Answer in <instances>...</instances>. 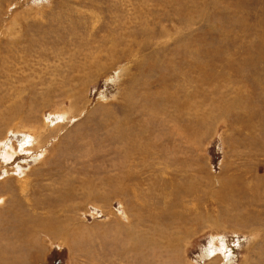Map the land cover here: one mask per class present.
I'll return each mask as SVG.
<instances>
[{"label":"rangeland","instance_id":"1","mask_svg":"<svg viewBox=\"0 0 264 264\" xmlns=\"http://www.w3.org/2000/svg\"><path fill=\"white\" fill-rule=\"evenodd\" d=\"M0 211V264H264V0H0Z\"/></svg>","mask_w":264,"mask_h":264},{"label":"bare ground","instance_id":"2","mask_svg":"<svg viewBox=\"0 0 264 264\" xmlns=\"http://www.w3.org/2000/svg\"><path fill=\"white\" fill-rule=\"evenodd\" d=\"M11 108V107H10ZM9 111V110H8ZM2 116V115H1ZM20 116H18L17 118H19ZM16 118V119H17ZM19 119H21V118H19ZM2 120V119H1ZM22 121V120H21ZM18 125V124H17ZM39 142V141H38ZM41 147V146H40ZM29 149V148H28ZM10 150H11V148H10ZM10 150H8V152H10V153H12V151H10ZM27 150V149H26ZM29 152V151H28ZM24 183V182H23ZM27 183V182H26ZM18 184V183H17ZM23 186V185H22ZM25 186V185H24ZM24 186L22 187V188H24ZM17 188H19L18 186H17ZM25 188H26V186H25ZM24 188V189H25ZM19 190V189H18ZM31 190V189H30ZM9 191V190H8ZM24 190H22L21 192H23ZM26 191V190H25ZM24 191V192H25ZM18 192V191H17ZM29 192V191H28ZM28 194V193H27ZM26 194V195H27ZM31 194V193H30ZM16 195H19L18 193L16 194ZM25 195V194H24ZM23 197V196H22ZM14 198V197H13ZM21 198V197H20ZM26 198V197H25ZM28 198V197H27ZM26 198V199H27ZM23 200V199H22ZM29 200H30V198H29ZM3 201V200H2ZM11 201V200H10ZM24 201V200H23ZM65 201V200H64ZM12 203H13V201H12ZM22 203V202H21ZM23 205H25V206H27L26 204H23ZM40 206V205H39ZM33 207V206H32ZM56 207H59L58 205H56ZM23 208V207H22ZM25 208V207H24ZM54 209H56L55 207H54ZM45 210V209H44ZM19 210H18V208H17V212H18ZM1 212V211H0ZM37 212V211H36ZM42 212H44V211H42ZM1 214V213H0ZM22 214V213H21ZM56 214V213H55ZM58 214V213H57ZM45 215V214H44ZM43 215V216H44ZM47 215V214H46ZM52 223V221L51 220H49V219H41V220H35L34 222H33V224L30 226L31 227V232H32V235L34 236V234H37V233H45V232H47V233H50V234H52V235H55V236H57V235H59L60 233H61V231L58 229V228H54V227H51L50 226V224ZM45 231V232H44ZM67 231V230H66ZM31 232H27V233H30L31 234ZM65 234V233H64ZM45 238V237H44ZM40 239V238H39ZM37 241H38V239H37ZM42 241V240H41ZM33 243V242H32ZM35 244V243H34ZM37 244V243H36ZM70 245V244H69ZM74 245V244H73ZM36 247V246H35ZM39 247V246H38ZM36 249V248H35ZM129 249V248H128ZM134 249V248H133ZM22 253V252H21ZM20 253V254H21ZM26 253V252H25ZM147 253H148V251H147ZM23 254V253H22ZM25 256H26V254H25ZM146 256V255H145ZM24 260V259H23ZM24 262V261H23ZM22 262V263H23ZM17 264H19V263H17ZM21 264V263H20Z\"/></svg>","mask_w":264,"mask_h":264}]
</instances>
